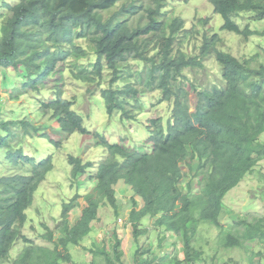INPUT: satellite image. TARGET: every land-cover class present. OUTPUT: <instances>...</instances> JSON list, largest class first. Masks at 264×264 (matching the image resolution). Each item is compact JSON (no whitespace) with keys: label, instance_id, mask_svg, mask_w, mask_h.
Segmentation results:
<instances>
[{"label":"trees","instance_id":"1","mask_svg":"<svg viewBox=\"0 0 264 264\" xmlns=\"http://www.w3.org/2000/svg\"><path fill=\"white\" fill-rule=\"evenodd\" d=\"M122 1L0 0V67L24 73L26 81L19 87L20 93L39 92L52 81L59 64H77L75 61L93 54L91 68L81 64L73 74L97 83L104 77L105 68L110 71L108 87L102 89L109 115L120 111L123 119L136 120L148 93L159 92L154 107L162 103L171 106L166 123L163 115L147 120L149 136L144 148L127 149L123 144L100 139L105 154L91 175L95 187L63 204L57 226L60 235L44 224L42 236L53 247L36 244L23 233L34 193L54 164L51 155L40 161L28 155L19 139L42 129L26 119L1 121L7 136H0V145L9 148L7 161L13 166H26L28 171L0 176V264L9 258L16 241L25 246L11 264L72 261L70 247L80 245L93 232L104 203L118 210L115 186L121 182L131 186L142 202L138 208L135 200L129 214L135 239L146 237L150 231L173 233L182 248L180 254L174 252L162 261L153 246L145 249L139 243L134 264L207 262L205 251L195 244L203 221L221 231L226 247H243L249 240L264 239V225L258 221H236L244 225L237 233L225 230L221 222L225 196L264 160L261 54L241 60L218 47L222 41L218 35L205 31L200 55L189 56L176 48L178 36L188 31L182 19L165 18L167 0H154L155 7L147 9L148 22L141 24V16L140 24L134 27L130 19L143 5L132 2L117 8ZM210 1L214 12L224 20V30L246 38L264 36V29L257 31L248 25L242 28L236 21L243 12L264 20V0ZM210 56L222 66L223 84H206L186 72L205 69L204 62ZM61 84L54 86L55 98L41 102L39 110L51 113L64 134H86L83 117L73 109L74 100L64 97ZM192 94L198 97L195 111H191ZM69 163L73 179H85L87 170L93 167L74 155L69 156ZM82 197L85 206L72 221V211L80 207ZM146 219L153 220L151 227L145 225ZM114 240L111 250L98 242L86 247L92 254L88 264H126L116 233Z\"/></svg>","mask_w":264,"mask_h":264},{"label":"rangeland","instance_id":"2","mask_svg":"<svg viewBox=\"0 0 264 264\" xmlns=\"http://www.w3.org/2000/svg\"><path fill=\"white\" fill-rule=\"evenodd\" d=\"M9 1L5 0V2ZM14 1L16 0H11V2ZM132 2L143 6L137 15L131 17V25L134 27L140 24L141 16V24H146L148 22L147 9L155 7L154 0H125L120 2L117 8L122 7L124 3ZM164 5L165 18L170 20L180 18L184 21L188 33L182 32L178 36L176 48L183 49L189 56L200 55L204 42L203 33L206 31L222 39L218 43L220 49L231 52L241 60L261 54L260 61H264V36L257 34L246 38L224 30V20L220 14L214 12L210 0H167ZM204 19H208L209 23H201ZM236 21L242 28L248 25L253 30L262 31L264 29V20H256L251 12L241 13L236 17ZM93 60H95V55L92 54L86 59L75 61L77 64H72L73 62L70 61L67 65L59 64L55 76L50 78L52 81L48 82L46 87L39 92L20 93L19 87L26 81L24 73L0 67V122L26 119L31 120L34 125H39L42 132H35L33 136L19 140L26 153L37 160L40 161L49 155L53 157L54 168L48 172L34 193V201L26 211L27 222L23 228V233L39 245L53 247V244L42 236L46 230L44 224L49 225L57 235H60L57 226L61 221L63 204L69 202L76 194L84 196L95 187L96 184L91 179V175L98 169L105 154L104 146L99 143L101 138H105L111 144L120 143L127 149L139 150L141 147L144 148L149 136L147 120L163 115L166 123L170 115L171 106L168 103L154 107L158 103L159 92L145 95L144 108L140 110L136 120L123 119L120 111L109 115L102 96V89L108 87L110 71L105 68L104 77L97 83L78 79L73 74V70L77 69L78 65L84 64L91 68L89 65ZM204 64L205 69H188L187 74L206 84L213 81L223 84L222 66L215 57H207ZM61 82L64 97L74 100L73 109L83 117L86 134L79 132L71 135L64 134L56 125L51 113L44 114L39 110L41 102L55 98L56 88L54 86L60 85ZM197 103V95L192 94L190 97L191 111L196 110ZM45 133L48 135L45 136ZM0 136H7V132L1 125ZM52 140L58 142L59 145L57 146ZM8 149L0 145V176L20 171L27 172L26 166H13L7 161ZM70 155L81 157L85 163H92L93 167L87 170L85 179L82 177L73 179L72 165L69 163ZM183 167L185 171H188L184 164ZM194 183L197 182L194 180ZM115 190L118 210L115 211L111 204L104 203L100 209V220L94 223L93 232L80 245L70 247L72 261L65 264L90 263L92 254L86 247H92L94 242L100 245L107 244L111 250L115 241V233L121 240V247L125 252L123 261L126 264H134L139 243H142L145 249L153 246V251L159 254L162 261L168 259V256L174 252L176 254L182 252L180 241L173 233L150 231L146 237L136 240L128 221L135 200L139 202L138 208H140L141 199L136 198L131 186L123 182L117 184ZM79 200L81 204L72 211V221L77 218L85 206L84 198ZM224 206L221 222L225 230L234 233L243 231L244 225L236 222L242 220L258 221L264 225V160L253 173L247 174L239 185L225 196ZM144 223L151 227L153 220L146 219ZM199 230L195 244L198 250L205 251L207 262L198 264H264V239L249 240L243 247H226L222 244L224 238L220 235L221 231L211 223L201 222ZM24 246L23 242L16 241L9 258L3 264H11Z\"/></svg>","mask_w":264,"mask_h":264}]
</instances>
